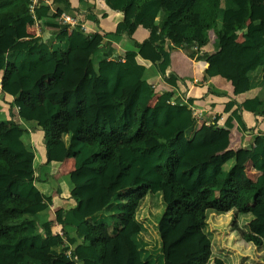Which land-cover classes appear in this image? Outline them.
<instances>
[{
	"label": "trees",
	"instance_id": "1",
	"mask_svg": "<svg viewBox=\"0 0 264 264\" xmlns=\"http://www.w3.org/2000/svg\"><path fill=\"white\" fill-rule=\"evenodd\" d=\"M31 4L0 0V84L5 98L39 122L33 132L43 134L45 162L36 175L23 129L11 118L0 122V264H264V134L246 157L259 178L231 172L226 166L239 150L228 135L199 148L188 144L199 123L192 103L176 95L181 79L168 74L176 47L201 50L214 31L218 50L207 76L234 82L235 96L257 95L231 100L226 120L205 127L242 134L243 115L264 117V14L251 21L253 0H106L149 32L146 43L159 54L169 88L160 95L146 78L141 44L94 68L106 33L64 28L50 46L28 26L58 17L43 1L34 19ZM56 4L69 12V0ZM128 32L121 22L117 34ZM67 160L74 163L75 205L56 212L58 227L41 223L54 197L40 186ZM58 228L67 230L64 237Z\"/></svg>",
	"mask_w": 264,
	"mask_h": 264
},
{
	"label": "crops",
	"instance_id": "2",
	"mask_svg": "<svg viewBox=\"0 0 264 264\" xmlns=\"http://www.w3.org/2000/svg\"><path fill=\"white\" fill-rule=\"evenodd\" d=\"M51 5V14L65 12L66 6L63 4L53 5V0H38ZM70 10L66 12L71 17L77 19L81 25H84L88 30V34L97 32L106 33V38L103 41L101 49L93 57L94 68L98 67L102 58L109 60L123 57L129 50H136L137 44H141L138 50L141 59L148 64L146 78L152 85H156L160 95L162 91L168 90L164 79L158 71L157 65L160 62L159 54L154 48L146 43L149 37V32L144 29H135L131 22L127 20V14L121 12H112L106 0H69ZM95 17V20L88 19L87 16ZM164 13L162 12L159 21L162 22ZM57 21H43L42 23L35 21L28 26V32L35 37H43L44 40L51 46L56 39V32L64 29L65 26L59 18ZM121 22H126L130 28V32L121 35L117 34V27ZM213 31L209 33V43L201 50L194 47H176L172 52L171 67L168 74L175 73L181 79V83L176 90V95L192 103V106L197 110L202 111L204 116L198 124L196 133L192 136L191 141H186L194 148L203 147L211 143H215L226 137L231 138L232 148L239 150V154L227 164V169L231 172L237 170L243 172L250 179L256 181L260 173L255 169L251 161H247L246 157L249 150L255 145L256 138L264 134V117H256L253 114L243 115L244 122L247 127L245 133L239 134L236 128L226 130L222 127L220 132H211L205 126V122L214 123V118L219 117L217 122L223 123L230 115L226 112V104L231 100L242 103L245 99L253 98L257 95V91H251L247 94L235 96V83L227 78L216 76L208 77L207 70L210 67L208 61L209 56L216 53L218 50L217 40L212 41ZM0 84V122L9 120L10 118L15 124L24 131L21 140L33 151L36 152L35 167L36 175L45 162L44 154V137L41 133H34L33 129L40 126L39 122L30 118L29 113L21 112L17 104H14V98L11 100L5 98L2 93ZM3 98V99H2ZM12 106V107H11ZM10 110V111H9ZM11 116V117H10ZM69 137H64L60 144V150L63 155L67 153V144ZM188 147V146H187ZM186 147V148H187ZM74 163L71 160L55 167L53 178H50L45 185L41 184L40 188L43 192L53 195L54 203L43 211L39 218L41 223H54L56 227L59 225L56 222L57 211L60 209H69L75 205V201L71 197L73 190L69 175L73 170ZM68 179L70 185L66 181ZM59 188V189H58ZM58 230L66 232L65 229ZM74 236V233L71 232Z\"/></svg>",
	"mask_w": 264,
	"mask_h": 264
},
{
	"label": "built area",
	"instance_id": "3",
	"mask_svg": "<svg viewBox=\"0 0 264 264\" xmlns=\"http://www.w3.org/2000/svg\"><path fill=\"white\" fill-rule=\"evenodd\" d=\"M37 5H39V1L38 0H32V4L30 6V11L33 14V16H34L35 8H36ZM56 16L59 18L61 23L65 26V28H67L69 31L74 29V28H76V27H80V29L83 32L88 33V30L86 29V27L84 25H81L77 19L71 17L69 14H67L65 12H60V13H56ZM34 19H35V16H34ZM152 87H153V89L157 88L156 85H153ZM182 100H183V103L188 104V101H186L184 99H182ZM190 108H191L192 113L195 115L196 119L198 120V123H200L202 121V119H203V116H204L203 112L197 110L193 106H190ZM218 118L219 117H215L214 118L215 119L214 122L217 121ZM205 123H206L205 125L207 127H209L210 125L214 124L212 122L211 123L205 122ZM58 236L64 237V232L63 231H58ZM63 251L67 255V257H71L72 256V251H73L72 247L66 245V246L63 247Z\"/></svg>",
	"mask_w": 264,
	"mask_h": 264
},
{
	"label": "rangeland",
	"instance_id": "4",
	"mask_svg": "<svg viewBox=\"0 0 264 264\" xmlns=\"http://www.w3.org/2000/svg\"><path fill=\"white\" fill-rule=\"evenodd\" d=\"M257 4H259V5H257ZM262 4V5H261ZM253 5H254V9L256 10V14H255V16L252 18V20L251 21H259V20H261L262 18H263V14H264V1L263 0H259V1H257V0H253ZM212 35H213V38L214 39H212V41L214 40V41H216L217 40V37H216V35H215V32L213 31V33H212ZM36 166H38V164L36 165ZM35 166V167H36ZM67 182H68V184L70 185V183H69V181H68V179L66 180ZM40 221H42V220H40ZM226 231H228V230H223L222 229V232H224V236H227L228 238H230V237H232V236H230L229 234H228V232H226ZM226 244V243H225ZM235 251V250H234ZM255 253H254V251H252L250 254H249V258H252V259H258L257 257H255V255H254ZM243 255H246V254H243Z\"/></svg>",
	"mask_w": 264,
	"mask_h": 264
}]
</instances>
